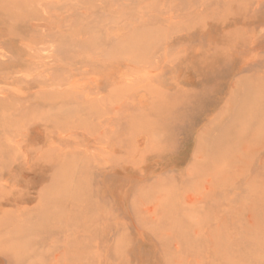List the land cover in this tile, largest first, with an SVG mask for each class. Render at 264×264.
<instances>
[{"label": "rangeland", "instance_id": "1", "mask_svg": "<svg viewBox=\"0 0 264 264\" xmlns=\"http://www.w3.org/2000/svg\"><path fill=\"white\" fill-rule=\"evenodd\" d=\"M0 264H264V0H0Z\"/></svg>", "mask_w": 264, "mask_h": 264}]
</instances>
